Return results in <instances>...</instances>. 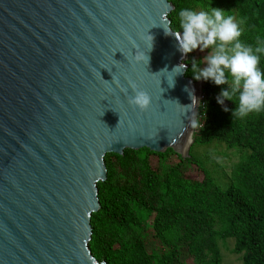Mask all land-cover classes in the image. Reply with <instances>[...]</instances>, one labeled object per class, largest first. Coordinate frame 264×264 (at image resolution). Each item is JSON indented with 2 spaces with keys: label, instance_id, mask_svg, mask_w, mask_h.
I'll return each mask as SVG.
<instances>
[{
  "label": "water",
  "instance_id": "95a60500",
  "mask_svg": "<svg viewBox=\"0 0 264 264\" xmlns=\"http://www.w3.org/2000/svg\"><path fill=\"white\" fill-rule=\"evenodd\" d=\"M172 11L169 0H0V264H107L89 248L106 156L189 157L203 82L166 35ZM133 86L151 97L145 111L128 103Z\"/></svg>",
  "mask_w": 264,
  "mask_h": 264
},
{
  "label": "trees",
  "instance_id": "16d2710c",
  "mask_svg": "<svg viewBox=\"0 0 264 264\" xmlns=\"http://www.w3.org/2000/svg\"><path fill=\"white\" fill-rule=\"evenodd\" d=\"M171 29L181 31L182 8L206 9L204 0H169ZM242 23L240 40L264 47V0H224ZM264 69V53H258ZM193 51L186 76L193 78ZM198 131L188 158L172 150H125L105 158L98 184L100 210L92 215L93 257L107 264H223L220 242H234L243 264H264V111L231 116L233 101L216 102L222 87L204 81ZM229 83L231 76H228ZM227 107L229 111H224ZM225 145L242 151L223 187L196 156L198 148Z\"/></svg>",
  "mask_w": 264,
  "mask_h": 264
},
{
  "label": "clouds",
  "instance_id": "9594fccd",
  "mask_svg": "<svg viewBox=\"0 0 264 264\" xmlns=\"http://www.w3.org/2000/svg\"><path fill=\"white\" fill-rule=\"evenodd\" d=\"M178 18L181 31L169 29L166 34L163 28L166 35L175 37L178 50L182 54L196 49L201 52L208 50L203 57L204 67L199 66L193 59V78L197 81H210L217 86L226 85L220 89L216 102L223 105L225 100L234 102L233 97H237L234 102L236 107L231 110L232 117L243 119L251 113L264 111V69L258 66V53H264V47L253 49L239 39L243 21L218 7L200 11L182 8L178 12ZM145 57L148 63V57ZM185 67L186 65L180 64L169 73L172 74L171 86L174 83L173 77ZM131 90L128 103L140 111L148 109L151 97L138 87L133 86ZM223 110L229 111L227 107Z\"/></svg>",
  "mask_w": 264,
  "mask_h": 264
},
{
  "label": "rangeland",
  "instance_id": "374dc122",
  "mask_svg": "<svg viewBox=\"0 0 264 264\" xmlns=\"http://www.w3.org/2000/svg\"><path fill=\"white\" fill-rule=\"evenodd\" d=\"M204 1L208 4H211V6L209 7H218L227 11V9L224 6V0H204ZM208 8L198 9L197 11L207 10ZM235 18L239 20L237 16H235ZM207 53H208L207 49H205L204 52H201L199 49L193 51L195 58L199 62V66L201 67L205 66L203 57L207 55ZM194 81L198 82L195 79ZM201 98L199 102H201ZM198 121L199 119L197 118V123ZM197 123L193 131L194 133L198 131ZM190 149L188 155L190 154ZM243 154L244 153L242 151L235 149H228L225 145H214L205 148H198L196 150V156L203 161L206 168L209 171H211L213 177L223 187H225L230 181L232 171L234 167L241 162ZM233 248H234L233 241H227L226 243L220 242V249L223 256V264H243L241 258L232 253Z\"/></svg>",
  "mask_w": 264,
  "mask_h": 264
},
{
  "label": "bare ground",
  "instance_id": "6f19581e",
  "mask_svg": "<svg viewBox=\"0 0 264 264\" xmlns=\"http://www.w3.org/2000/svg\"><path fill=\"white\" fill-rule=\"evenodd\" d=\"M191 142V141H190ZM189 145H190V143H189ZM189 147V146H188Z\"/></svg>",
  "mask_w": 264,
  "mask_h": 264
}]
</instances>
